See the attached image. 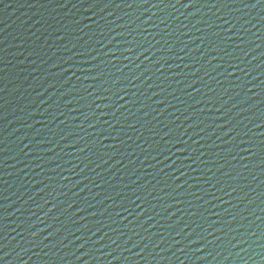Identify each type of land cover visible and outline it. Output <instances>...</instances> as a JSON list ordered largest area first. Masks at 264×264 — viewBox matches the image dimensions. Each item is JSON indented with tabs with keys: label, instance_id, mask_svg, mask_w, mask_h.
Returning <instances> with one entry per match:
<instances>
[{
	"label": "water",
	"instance_id": "water-1",
	"mask_svg": "<svg viewBox=\"0 0 264 264\" xmlns=\"http://www.w3.org/2000/svg\"><path fill=\"white\" fill-rule=\"evenodd\" d=\"M0 264H264V0H0Z\"/></svg>",
	"mask_w": 264,
	"mask_h": 264
}]
</instances>
